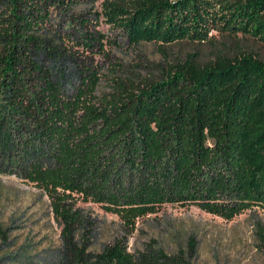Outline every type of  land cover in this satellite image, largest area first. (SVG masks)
I'll use <instances>...</instances> for the list:
<instances>
[{
  "label": "trees",
  "instance_id": "obj_1",
  "mask_svg": "<svg viewBox=\"0 0 264 264\" xmlns=\"http://www.w3.org/2000/svg\"><path fill=\"white\" fill-rule=\"evenodd\" d=\"M95 1L9 0L0 10V173L46 194L71 264H194L136 258L121 240L86 252L74 238L85 220L78 204H98L128 231L168 204L226 220L264 210V61L190 54L150 79L114 77L98 93V69L82 60L81 84L68 91L54 72L63 49L52 9ZM103 4L130 44L153 42L163 54L170 43L207 41L212 29L264 42V0Z\"/></svg>",
  "mask_w": 264,
  "mask_h": 264
},
{
  "label": "rangeland",
  "instance_id": "obj_2",
  "mask_svg": "<svg viewBox=\"0 0 264 264\" xmlns=\"http://www.w3.org/2000/svg\"><path fill=\"white\" fill-rule=\"evenodd\" d=\"M8 3L0 0V10ZM103 8V0H96L52 9V30L61 36L56 41L63 49L58 61H53L54 72L68 91L81 84L78 64L82 60L98 69V93L107 92L114 77L150 79L159 73V66L190 54L201 63L218 55L242 54L264 61L263 41L217 29L201 43L167 44L164 54L153 42L130 44L119 27L104 19ZM78 205L85 220L74 238L86 252H99L121 240L136 258L150 252L183 257L194 264H264V210L258 207L226 220L196 206L168 204L139 218L128 231L116 214L98 204ZM63 226L45 193L19 177L0 173V264H71Z\"/></svg>",
  "mask_w": 264,
  "mask_h": 264
}]
</instances>
